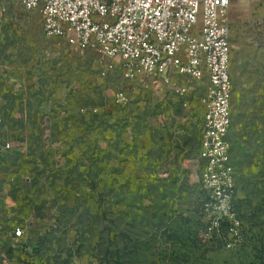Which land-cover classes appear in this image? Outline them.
Segmentation results:
<instances>
[{
  "label": "rangeland",
  "instance_id": "obj_1",
  "mask_svg": "<svg viewBox=\"0 0 264 264\" xmlns=\"http://www.w3.org/2000/svg\"><path fill=\"white\" fill-rule=\"evenodd\" d=\"M12 6L0 22V139L16 151L0 152V202L25 206L14 224L24 236L55 237L72 256L52 250L42 264H264V0L228 7L239 225L212 230L194 104L205 84L171 76L195 89L186 107L170 88L105 70L98 50L46 37L38 12Z\"/></svg>",
  "mask_w": 264,
  "mask_h": 264
},
{
  "label": "built area",
  "instance_id": "obj_2",
  "mask_svg": "<svg viewBox=\"0 0 264 264\" xmlns=\"http://www.w3.org/2000/svg\"><path fill=\"white\" fill-rule=\"evenodd\" d=\"M22 10L38 12L43 33L73 48L98 50L107 60L105 70L119 67L124 76L149 84L158 93L172 89L191 103L190 83L170 85L171 76L204 83L197 101L203 110L204 130L199 156L201 178L209 193L203 209L208 229L225 220L239 225L234 211L235 177L228 138L231 121L232 35L228 20L230 0H17ZM5 7H0V22ZM192 84V83H191ZM171 86V87H170ZM3 118L0 115V123ZM14 149L0 139V152ZM1 242L26 236L24 227L0 231ZM0 264H13L0 248Z\"/></svg>",
  "mask_w": 264,
  "mask_h": 264
},
{
  "label": "crops",
  "instance_id": "obj_3",
  "mask_svg": "<svg viewBox=\"0 0 264 264\" xmlns=\"http://www.w3.org/2000/svg\"><path fill=\"white\" fill-rule=\"evenodd\" d=\"M12 5H15V8L17 7L21 8L17 0H14L13 2L11 0H0V7L4 6L5 11L13 7ZM231 61H232V56H231ZM194 104L196 106H199L201 113H202L201 115L203 118V110H202L201 105L197 101H194ZM2 196L3 198L5 196L9 197V195H5V194H2ZM10 196L13 197L14 195L10 194ZM20 213L21 211L18 206L8 205L6 207L3 205V203L0 202V231L2 230L3 233H8V231L11 230V228L15 224V220L20 218ZM8 228L9 230L7 231ZM0 237L3 238L5 237V235L3 236L0 235ZM30 241H31L30 237L29 238L25 237L24 239H21L17 243H14V242L12 243L10 241L11 249L9 251H7L8 249H5V250L8 256H10L13 259V262H16L17 264L18 263L20 264V261H21V264H42L50 259V257L48 256L49 255L48 253H50L52 250L57 251V249L54 250L55 249L54 246H56L54 242L50 243L46 240V242L44 243L45 248L39 251L37 248H34L32 246ZM20 244L22 246L19 247ZM46 245L47 246L49 245V247H47ZM51 245H52V248H51ZM20 258L21 260L19 261L18 259Z\"/></svg>",
  "mask_w": 264,
  "mask_h": 264
},
{
  "label": "trees",
  "instance_id": "obj_4",
  "mask_svg": "<svg viewBox=\"0 0 264 264\" xmlns=\"http://www.w3.org/2000/svg\"><path fill=\"white\" fill-rule=\"evenodd\" d=\"M0 115H1V117L3 118V122H5V118H4V114H2L1 113V111H0ZM14 151H16V150H11V151H8V152H10V153H13ZM230 155H231V150H230ZM230 160H231V156H230ZM0 162H2V160H1V158H0ZM234 172H235V169H234ZM18 207H19V209H20V211H22V213L23 214H25L26 213V208H25V206H21V204L20 205H18ZM21 218V217H20ZM19 218V219H20ZM16 226V225H15ZM12 229V228H11ZM9 230V228L7 229V231ZM10 231V230H9ZM8 231V232H9ZM50 233V232H49ZM30 238H31V244H32V246L34 247V248H37L39 251L41 250V249H43V248H45V242H40V241H36V240H34V238H35V236H30ZM48 239V240H47ZM46 240L48 241V242H50V243H55L56 244V246H57V251H53V253H54V255H55V257H56V259H57V257L58 258H60L61 256H64L65 258H64V262L65 263H67L70 259H71V253H68V252H64V248H65V244H64V242L62 241V240H59V239H55V237H51V236H49L48 238H47ZM2 244L0 245V248H2V249H8L7 251H9L10 249H11V244H10V239H6V240H4V241H2L1 242ZM50 243H49V245H50ZM21 246V244L19 245V247ZM47 246V245H46ZM52 246V245H51ZM48 247V246H47ZM67 249V248H66ZM49 260H51V259H49ZM53 262H48L47 264H52Z\"/></svg>",
  "mask_w": 264,
  "mask_h": 264
}]
</instances>
